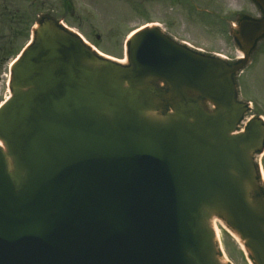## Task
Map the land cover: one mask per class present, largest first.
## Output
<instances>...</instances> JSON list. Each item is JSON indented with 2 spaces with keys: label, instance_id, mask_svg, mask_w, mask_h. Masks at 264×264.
<instances>
[{
  "label": "water",
  "instance_id": "water-1",
  "mask_svg": "<svg viewBox=\"0 0 264 264\" xmlns=\"http://www.w3.org/2000/svg\"><path fill=\"white\" fill-rule=\"evenodd\" d=\"M244 17L228 63L145 28L127 64L51 18L0 110V264H222L214 218L264 264V148L238 75L264 39Z\"/></svg>",
  "mask_w": 264,
  "mask_h": 264
},
{
  "label": "rangeland",
  "instance_id": "rangeland-1",
  "mask_svg": "<svg viewBox=\"0 0 264 264\" xmlns=\"http://www.w3.org/2000/svg\"><path fill=\"white\" fill-rule=\"evenodd\" d=\"M77 1L74 0L73 4L77 2L78 11L75 8L76 12H80L82 18L86 20L84 22L85 30L93 31L89 29V24H93L95 26V31L93 32L96 36H100L99 40L92 36L93 41L91 42L94 43L100 53L114 59L127 61L125 53L127 35L135 29L152 24L161 25L160 27L167 31L168 34L195 47L222 53L223 56L230 59L237 57L238 50L233 40L230 37L227 38L225 35L218 34L221 25L214 26L213 30H210V28L204 26L207 20L200 16L193 17L189 4L186 2L181 1L178 7L171 8L162 7L156 1L146 3L145 0ZM225 1L229 2L231 0ZM249 3H251L249 0H243L240 4L246 10L251 11L254 8ZM173 20H175L174 25ZM72 21L69 24L73 23L70 25L77 28V24ZM257 49L258 51L254 54L252 67L240 77L239 83L242 88V97L254 101L256 107L260 108L261 100L264 99V96L258 92L257 83L259 82V86L261 85L264 91V84L262 83L264 78V40ZM259 73L260 75L258 76ZM251 75L257 77L255 83L251 82ZM245 76L247 77L245 78ZM258 96L262 99H258ZM262 166L264 169V161ZM216 226L220 230L221 247L225 253V256L221 253L218 254L219 261L222 264H253V262L250 263L251 260H248L250 255L246 248L242 247V244L230 235L226 224L221 221L217 222ZM218 245L220 244L218 243ZM244 252L247 253L248 258Z\"/></svg>",
  "mask_w": 264,
  "mask_h": 264
},
{
  "label": "flooded vegetation",
  "instance_id": "flooded-vegetation-1",
  "mask_svg": "<svg viewBox=\"0 0 264 264\" xmlns=\"http://www.w3.org/2000/svg\"><path fill=\"white\" fill-rule=\"evenodd\" d=\"M145 1L146 3L156 1L158 4L162 5V7L171 8L178 7L181 1L186 2L189 4V9L192 11L193 17L200 16L207 20L205 21L206 25L204 24V26H207L210 30H213L214 26L221 25L218 34L225 35L227 38L230 37L232 40L233 33L237 29L236 22L243 18L244 13L251 14L252 16L259 15V10L253 3L249 4L254 9H251V11L246 10L244 6L240 4L243 0H231L229 2L225 0ZM75 8H77L78 11L77 2L73 4L72 0H0V107L10 98L14 68L20 59L32 50V39L35 34L36 27L44 19L54 18L60 24L67 26L72 30L75 28V32L79 31L90 41L93 39L92 36H95L97 40L100 39V37L96 36L93 32L95 31V26L93 24H89V29L93 31L89 32L85 30L84 22H86V20L82 18L80 12H76ZM228 8H230V10H228ZM71 21L77 24V28L70 25L73 23L69 24ZM174 24L175 20H173V25ZM169 25L173 26L171 24ZM192 47L195 50L202 51L206 54L222 55V53L219 52L207 51L195 46ZM257 51L258 49L256 48L251 57V63L247 66L246 70H249L252 67L254 54H256ZM227 59L231 61L230 63H235L238 58ZM246 70L238 76V99L249 105V110L244 118V120L246 119V121L249 122L254 118H264V99L259 96L257 97L260 100L262 99L261 107L257 108L254 101L242 97V88L240 86L239 79L243 74L247 73ZM259 75L260 73L258 76ZM246 77L247 76H245V78ZM250 78L251 82L255 83V79L257 77L251 75ZM262 83L264 84V78ZM257 84L258 92L264 96V91L261 85L259 86V82ZM247 124L248 123H245L244 126H247ZM259 178L261 179V177Z\"/></svg>",
  "mask_w": 264,
  "mask_h": 264
},
{
  "label": "bare ground",
  "instance_id": "bare-ground-1",
  "mask_svg": "<svg viewBox=\"0 0 264 264\" xmlns=\"http://www.w3.org/2000/svg\"><path fill=\"white\" fill-rule=\"evenodd\" d=\"M125 63V61H122V64H124ZM0 146H3V143L0 141ZM4 147V146H3ZM217 231H218V234H219V236H220V230H219V228H217ZM233 237L235 238V240L237 241V242H240L241 243V241H240V239L234 234L233 235ZM242 244V243H241ZM242 247H243V244H242Z\"/></svg>",
  "mask_w": 264,
  "mask_h": 264
}]
</instances>
